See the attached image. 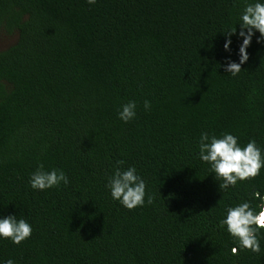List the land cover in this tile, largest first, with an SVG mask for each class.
Returning a JSON list of instances; mask_svg holds the SVG:
<instances>
[{
	"label": "trees",
	"instance_id": "1",
	"mask_svg": "<svg viewBox=\"0 0 264 264\" xmlns=\"http://www.w3.org/2000/svg\"><path fill=\"white\" fill-rule=\"evenodd\" d=\"M264 0H0V264H264Z\"/></svg>",
	"mask_w": 264,
	"mask_h": 264
},
{
	"label": "clouds",
	"instance_id": "2",
	"mask_svg": "<svg viewBox=\"0 0 264 264\" xmlns=\"http://www.w3.org/2000/svg\"><path fill=\"white\" fill-rule=\"evenodd\" d=\"M257 225L264 226V201L261 212L255 218Z\"/></svg>",
	"mask_w": 264,
	"mask_h": 264
}]
</instances>
